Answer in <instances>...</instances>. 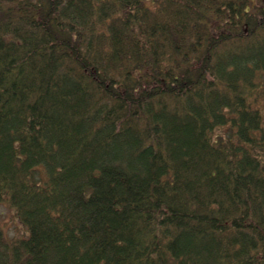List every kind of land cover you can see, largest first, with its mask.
<instances>
[{"label": "trees", "instance_id": "obj_1", "mask_svg": "<svg viewBox=\"0 0 264 264\" xmlns=\"http://www.w3.org/2000/svg\"><path fill=\"white\" fill-rule=\"evenodd\" d=\"M0 208V264H264V0H0Z\"/></svg>", "mask_w": 264, "mask_h": 264}, {"label": "rangeland", "instance_id": "obj_2", "mask_svg": "<svg viewBox=\"0 0 264 264\" xmlns=\"http://www.w3.org/2000/svg\"><path fill=\"white\" fill-rule=\"evenodd\" d=\"M0 217H1L0 218L1 222L7 221L8 224L10 223V220L8 219L9 218V212L8 211L5 212L4 214L0 215ZM8 232H9V235H14L16 233V230L15 229H8Z\"/></svg>", "mask_w": 264, "mask_h": 264}]
</instances>
